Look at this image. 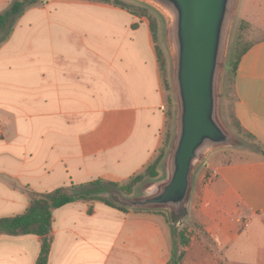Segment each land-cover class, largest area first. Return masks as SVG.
<instances>
[{"label":"crops","instance_id":"crops-1","mask_svg":"<svg viewBox=\"0 0 264 264\" xmlns=\"http://www.w3.org/2000/svg\"><path fill=\"white\" fill-rule=\"evenodd\" d=\"M250 7L239 23L260 36L240 61L233 116L259 150L204 158L177 224H195L196 235L186 233L178 264H264V0ZM164 103L147 18L88 0L28 10L0 47V219L24 214L33 192L144 171ZM52 235L48 264H170L177 241L164 215L100 201L55 210ZM40 250L36 235L0 236V264H36Z\"/></svg>","mask_w":264,"mask_h":264},{"label":"water","instance_id":"water-1","mask_svg":"<svg viewBox=\"0 0 264 264\" xmlns=\"http://www.w3.org/2000/svg\"><path fill=\"white\" fill-rule=\"evenodd\" d=\"M169 18L179 98V132L168 165L169 180L132 208L164 206L179 220L187 210L192 176L214 149L233 139L217 116V78L232 31L237 0H141Z\"/></svg>","mask_w":264,"mask_h":264},{"label":"trees","instance_id":"trees-1","mask_svg":"<svg viewBox=\"0 0 264 264\" xmlns=\"http://www.w3.org/2000/svg\"><path fill=\"white\" fill-rule=\"evenodd\" d=\"M88 1L110 4L115 7L127 10L138 17L147 18L149 20L163 84L165 85L166 90H169L170 86L168 81L163 77L166 68V61L162 51L158 46L157 24L153 18V15L150 13L152 7L145 3L129 5L125 4L121 0ZM48 2L49 0H13L9 8L0 13V47L10 39L16 25L18 24V21L28 10L36 6H44ZM244 26H248V24L241 22L240 29ZM251 46L252 43H249L245 46L241 45L240 40L237 39V43L232 48L229 60L225 65L227 68V85L229 87V84H231L232 90L234 92L240 61ZM168 101L170 102V99H168ZM168 115H172L170 111L167 112V117ZM238 127L240 130H243L239 123ZM171 133L172 132H169L168 128L166 130L163 146L158 149L159 154L156 158H152L149 164L145 167L144 173L141 172L130 177L128 182L115 183L107 182L105 180H97L83 185L73 184L71 187L59 188L50 193H30L31 204L29 209L24 214L0 219V236L36 235L40 237L41 250L36 264H48L53 243L52 225L54 211L67 204L77 201H100L108 206L122 210L124 212L132 210V207L124 203L122 200L131 198L134 187L137 184L145 181L146 179L155 180L158 178V169L165 159L168 149H170L172 135L175 132H173V134ZM248 135L253 139V136L250 134ZM102 193L110 194L111 198H103L101 196ZM185 215L186 213L183 216ZM168 221L172 223L174 231L177 235L176 246L174 248L172 262L170 264H178L179 260L185 256L184 251L180 252L179 246L187 247L190 240L187 238L185 230H178L177 224L179 222L173 217V215L172 219Z\"/></svg>","mask_w":264,"mask_h":264},{"label":"rangeland","instance_id":"rangeland-1","mask_svg":"<svg viewBox=\"0 0 264 264\" xmlns=\"http://www.w3.org/2000/svg\"><path fill=\"white\" fill-rule=\"evenodd\" d=\"M13 0H9L6 7L2 8L0 12H3L5 9H7ZM125 4L134 5V4H144V2L141 0H121ZM254 0H241L238 15L236 17L235 24L233 26L232 31L230 32L225 56L223 59V63L221 66L220 73L217 78V116L219 118V121L223 128L229 133L231 138L233 139V142L230 145H226L223 147H219V151H215L212 154H215L214 157L217 161L225 162L228 161L234 157H238L239 155H245L247 153L258 151L259 148L257 147L254 140L244 132V130H240L238 127V123L236 119L233 116V104L236 101L235 92L232 90L231 84H229L228 87V80H227V68L226 63L229 60L230 52L232 51V48L237 43V39L240 40L241 45H248L252 41L258 38L260 34L258 33V30L252 29L249 25L244 26L240 29V23L239 21L243 19V16L245 17L246 14L251 15L253 11L251 10V4ZM146 4V3H145ZM149 5V4H147ZM152 7V10H150V13L153 15V18L157 24V39H158V46L160 50L163 53L164 59L166 61V68L164 71L163 77L168 81V84L170 86L169 90H166L165 85L163 84L162 76L160 73V79L162 84V89L164 92V114L166 118V123L164 130L161 134V143L160 147L163 146L166 130L169 128V132L171 131L175 132L172 135V142L170 149H168L167 154L163 162L161 163V166L159 167V176L155 180L146 179L145 181L137 184L134 187L133 194L131 195V198L135 199H141L147 195H149L150 192L157 190L161 184L167 182L169 180V170L168 165L170 162V158L172 155V152L175 147V143L177 140L178 132H179V123H178V115H179V98L177 95L176 85H175V64H174V56L171 49V43H170V23L169 18L164 14L160 9L153 5H149ZM148 20V19H147ZM149 22V20H148ZM239 23V24H238ZM170 99V102L168 101ZM171 112V116L168 115L167 112ZM176 114V116H175ZM177 124V125H176ZM159 147V148H160ZM159 152L157 151L154 157L156 158ZM211 157V158H212ZM204 161L197 167V169L194 171L192 176V181L194 184V179H196L199 172H201L204 169ZM144 173V171H142ZM129 180L122 181L121 183L128 182ZM194 187V185H193ZM101 196L106 199H110L111 196L108 193H102ZM133 210H145L149 212L154 213H160L164 215L168 220L172 219V211L164 206H148V207H135L132 208ZM195 224H192L188 221H181L179 225H177L178 230H185L188 235H196V229L193 230V226ZM192 229V231H191ZM193 232V233H192ZM201 234V233H200ZM181 248V247H180Z\"/></svg>","mask_w":264,"mask_h":264}]
</instances>
